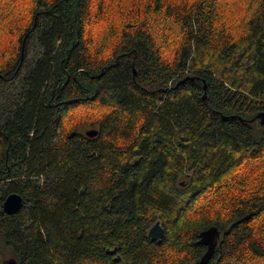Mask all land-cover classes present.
Segmentation results:
<instances>
[{"label": "trees", "instance_id": "1", "mask_svg": "<svg viewBox=\"0 0 264 264\" xmlns=\"http://www.w3.org/2000/svg\"><path fill=\"white\" fill-rule=\"evenodd\" d=\"M5 6L0 264H264V0Z\"/></svg>", "mask_w": 264, "mask_h": 264}, {"label": "water", "instance_id": "2", "mask_svg": "<svg viewBox=\"0 0 264 264\" xmlns=\"http://www.w3.org/2000/svg\"><path fill=\"white\" fill-rule=\"evenodd\" d=\"M254 118H257L260 123L264 124V110L256 114ZM253 118V119H254ZM98 129L90 128L86 129L85 133L89 136L97 134ZM73 134V132H72ZM22 195L18 192L11 191L7 193L2 201V209L6 213H14L19 210L22 206ZM164 233V228L160 223L159 219H156L155 222L148 228L147 235L152 240H159ZM221 236L220 230L216 225H210L206 228H203L198 233L197 243L205 245V250L200 257L201 263H207L212 257L215 247L218 243V240ZM112 251H117V245L112 247ZM115 258L121 260L119 254H116ZM17 260L15 257L10 256L4 258L1 264H16Z\"/></svg>", "mask_w": 264, "mask_h": 264}, {"label": "rangeland", "instance_id": "3", "mask_svg": "<svg viewBox=\"0 0 264 264\" xmlns=\"http://www.w3.org/2000/svg\"><path fill=\"white\" fill-rule=\"evenodd\" d=\"M7 2H10V0H1V2H0V8L3 7V6H5V4ZM40 52H41V49L38 47L37 43L36 42L35 43L34 42H31L30 43V47H29V54H28V57H27L28 59L27 60L30 61V62H32L35 59V57H37L38 55H40ZM0 101H1V99H0ZM227 264H235V263L228 261Z\"/></svg>", "mask_w": 264, "mask_h": 264}]
</instances>
